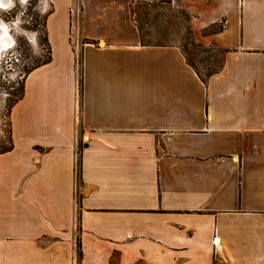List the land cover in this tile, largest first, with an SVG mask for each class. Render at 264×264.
<instances>
[{
  "label": "crops",
  "instance_id": "obj_1",
  "mask_svg": "<svg viewBox=\"0 0 264 264\" xmlns=\"http://www.w3.org/2000/svg\"><path fill=\"white\" fill-rule=\"evenodd\" d=\"M143 1L46 0L49 57L0 153V264H264V0H170L223 51L205 81L141 42Z\"/></svg>",
  "mask_w": 264,
  "mask_h": 264
},
{
  "label": "rangeland",
  "instance_id": "obj_2",
  "mask_svg": "<svg viewBox=\"0 0 264 264\" xmlns=\"http://www.w3.org/2000/svg\"><path fill=\"white\" fill-rule=\"evenodd\" d=\"M9 3L12 7H0V152L9 146L8 113L22 91L25 74L49 57L44 33L49 4L46 0H23V3L9 0ZM132 17L142 42L185 46L188 57L204 75L221 66L223 51L193 39L190 14L178 3L136 2Z\"/></svg>",
  "mask_w": 264,
  "mask_h": 264
},
{
  "label": "trees",
  "instance_id": "obj_3",
  "mask_svg": "<svg viewBox=\"0 0 264 264\" xmlns=\"http://www.w3.org/2000/svg\"><path fill=\"white\" fill-rule=\"evenodd\" d=\"M140 40H141V36H140ZM141 42H142V41H141ZM142 43H144V42H142ZM192 43L194 44V41H193V40H192ZM145 44H149V43H145ZM180 48H181V50H182V52H183V54H184V56H185L186 62H187V63H188V64H189V65L195 70V72L197 73V75H198L203 81H205L206 78H207L208 76H210L211 74H213L214 72H216V70H215V71H207V73H206L205 75H204V74H201L200 71L198 70V68L195 66V64H194V63L190 60V58L188 57L185 46H182V47H180ZM21 94H22V91H21V93L16 97V99L13 100L12 104L20 98ZM12 104H11V106H12ZM11 106H10V107H11ZM9 130H10V129H9ZM9 134H10V131H9ZM11 148H12V141H11V137H10V135H9V146L6 147L4 150H2L0 153H2V152H6V151H9ZM77 245H78V248H79V243H77ZM78 255L80 256V250H79V252H78ZM212 264H219V261H218L215 257H213V259H212ZM221 264H227V263L224 262V261H222Z\"/></svg>",
  "mask_w": 264,
  "mask_h": 264
},
{
  "label": "clouds",
  "instance_id": "obj_4",
  "mask_svg": "<svg viewBox=\"0 0 264 264\" xmlns=\"http://www.w3.org/2000/svg\"><path fill=\"white\" fill-rule=\"evenodd\" d=\"M21 2L23 3V0H21ZM0 7H12L11 3L7 4V5H3V4H0Z\"/></svg>",
  "mask_w": 264,
  "mask_h": 264
},
{
  "label": "bare ground",
  "instance_id": "obj_5",
  "mask_svg": "<svg viewBox=\"0 0 264 264\" xmlns=\"http://www.w3.org/2000/svg\"><path fill=\"white\" fill-rule=\"evenodd\" d=\"M8 0H0V4H3V5H6V2H7Z\"/></svg>",
  "mask_w": 264,
  "mask_h": 264
},
{
  "label": "flooded vegetation",
  "instance_id": "obj_6",
  "mask_svg": "<svg viewBox=\"0 0 264 264\" xmlns=\"http://www.w3.org/2000/svg\"><path fill=\"white\" fill-rule=\"evenodd\" d=\"M9 0L6 2V5L8 4Z\"/></svg>",
  "mask_w": 264,
  "mask_h": 264
}]
</instances>
